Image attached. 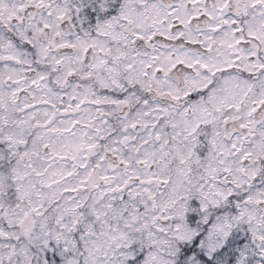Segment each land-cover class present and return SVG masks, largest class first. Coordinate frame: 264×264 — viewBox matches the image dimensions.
Here are the masks:
<instances>
[{
  "label": "snow or ice",
  "instance_id": "1",
  "mask_svg": "<svg viewBox=\"0 0 264 264\" xmlns=\"http://www.w3.org/2000/svg\"><path fill=\"white\" fill-rule=\"evenodd\" d=\"M0 264H264V0H0Z\"/></svg>",
  "mask_w": 264,
  "mask_h": 264
}]
</instances>
